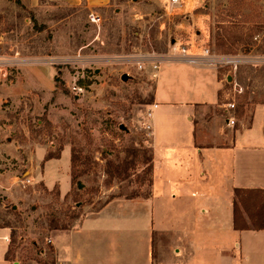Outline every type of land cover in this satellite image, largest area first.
Here are the masks:
<instances>
[{
	"label": "rangeland",
	"instance_id": "1",
	"mask_svg": "<svg viewBox=\"0 0 264 264\" xmlns=\"http://www.w3.org/2000/svg\"><path fill=\"white\" fill-rule=\"evenodd\" d=\"M206 47L216 57L238 60L236 73L231 64H192L217 71L224 84L219 111L226 120L235 117L233 128L248 125L264 104V0H116L93 9L84 2L43 0L26 7L8 0L0 10V59L19 53L53 65V97L41 110L34 101L0 106L10 107L0 118V141L11 135L16 145L0 155V226L7 225L0 228L9 230L10 240L14 230L22 236L12 247V264H56L54 231L77 227L114 198L151 194L147 125L159 73L166 63L189 62L184 48L198 55ZM234 81L242 92L233 89ZM233 98L236 109L229 113L225 104ZM39 146L56 154L70 148L74 163L71 183L62 178L61 189L71 185L65 196L59 184L49 190L34 180L39 170L31 156ZM23 175L30 184L20 183ZM3 242L0 237V264Z\"/></svg>",
	"mask_w": 264,
	"mask_h": 264
},
{
	"label": "crops",
	"instance_id": "2",
	"mask_svg": "<svg viewBox=\"0 0 264 264\" xmlns=\"http://www.w3.org/2000/svg\"><path fill=\"white\" fill-rule=\"evenodd\" d=\"M21 1L37 7L43 0ZM47 1L84 2L93 9L116 0ZM7 2L0 0V10ZM198 65L166 63L159 73L158 107H151L148 119L151 194L114 198L77 227L54 231L56 264H264V228H259L264 222V104H258L248 125L227 126L218 106L223 79ZM52 97L49 63L25 58L19 74L0 80V106L34 101L39 111ZM6 109H0V118L8 117ZM5 126L13 130L12 124ZM7 138L0 141L1 156L16 146L11 135ZM47 153L39 146L31 156L39 170L34 180L49 190L57 184L61 189L63 177L71 183V150L66 147L60 158L50 160H45ZM70 188L61 189V195ZM235 188L244 190L247 229L235 228ZM9 234L0 228L4 264H12L6 259Z\"/></svg>",
	"mask_w": 264,
	"mask_h": 264
},
{
	"label": "built area",
	"instance_id": "3",
	"mask_svg": "<svg viewBox=\"0 0 264 264\" xmlns=\"http://www.w3.org/2000/svg\"><path fill=\"white\" fill-rule=\"evenodd\" d=\"M179 2L180 0H173V3H179ZM90 18L93 22H99L100 20V16L95 14L94 12L90 13ZM182 52L185 54L184 56L187 57L189 63H201V64L209 63V64H213L216 66H224L226 64H231L233 67V72L234 73L237 72V68H238L237 59L225 60V59L216 57L213 55L209 47L203 48L202 53L198 55L188 53V50L185 48L182 50ZM18 56H19V53H16L15 55H13L12 57L8 59H0V80L6 81V82L11 81L14 78V76L19 74L21 70V66L24 64V59H20ZM205 60L207 62H205ZM231 80H232V77H231ZM233 83H234L233 89L235 91L239 93L243 91V87L241 86V84H239L237 81H234ZM154 106L156 107L157 104H155ZM225 106H226V110L229 113H233L236 109V102L234 98L231 101L227 102ZM151 117H152V111H149L148 118L150 119ZM226 123L228 126L234 127L236 125L235 117L230 116L229 118H227ZM147 130L148 131L151 130L150 124L147 125ZM19 181H21L20 183L23 185H28L30 184L31 179L28 176L23 175V178H19Z\"/></svg>",
	"mask_w": 264,
	"mask_h": 264
},
{
	"label": "trees",
	"instance_id": "4",
	"mask_svg": "<svg viewBox=\"0 0 264 264\" xmlns=\"http://www.w3.org/2000/svg\"><path fill=\"white\" fill-rule=\"evenodd\" d=\"M61 154H56L53 151H49L46 156H45V160H50L53 158H60ZM71 162L74 163V158L73 156L71 157ZM152 172H153V166H152V157H151V165H150V173H151V185H152ZM246 205V201L244 198V190L240 189V188H235V200H234V223H235V228L236 229H247L248 226L244 221V215H243V211H242V206ZM264 218V217H263ZM0 227H7V225L5 226H0ZM259 228H264V222H262V224L260 225ZM55 229H67V227L63 226L61 228L56 227ZM19 237L22 239V236H17L16 235V231H12V235H11V240H10V246L9 249L6 253V259L7 260H14V256L12 255V247L14 244H16L18 242ZM50 250L54 251V247L51 245L50 246Z\"/></svg>",
	"mask_w": 264,
	"mask_h": 264
},
{
	"label": "water",
	"instance_id": "5",
	"mask_svg": "<svg viewBox=\"0 0 264 264\" xmlns=\"http://www.w3.org/2000/svg\"><path fill=\"white\" fill-rule=\"evenodd\" d=\"M122 79L123 80H128L129 79V75L128 74H124L123 76H122ZM229 80H231V77H229Z\"/></svg>",
	"mask_w": 264,
	"mask_h": 264
},
{
	"label": "bare ground",
	"instance_id": "6",
	"mask_svg": "<svg viewBox=\"0 0 264 264\" xmlns=\"http://www.w3.org/2000/svg\"><path fill=\"white\" fill-rule=\"evenodd\" d=\"M155 107V106H154ZM158 106H156L155 108L157 109Z\"/></svg>",
	"mask_w": 264,
	"mask_h": 264
}]
</instances>
